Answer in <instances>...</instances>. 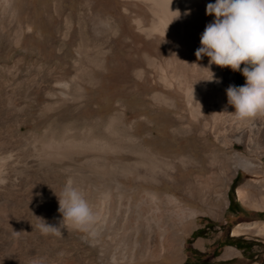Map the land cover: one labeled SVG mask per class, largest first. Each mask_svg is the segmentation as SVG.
I'll use <instances>...</instances> for the list:
<instances>
[{
    "label": "bare ground",
    "instance_id": "bare-ground-1",
    "mask_svg": "<svg viewBox=\"0 0 264 264\" xmlns=\"http://www.w3.org/2000/svg\"><path fill=\"white\" fill-rule=\"evenodd\" d=\"M85 1L93 12L98 41L90 45L88 40L82 38L78 45L76 64L74 63L77 69L74 77H68L65 67L51 65L46 72L48 81L44 82L45 79L38 81L27 76L21 69L26 64L36 65L40 62L38 58L33 62L28 61L30 57H34L31 51L35 25L31 14L33 0H0L3 34L14 30L18 44L24 47V52L16 56L11 66L1 55L0 70L8 68L13 71L10 77L12 80L20 78L26 97L23 104L22 101L19 103L20 100L17 102L14 89L11 93H5L6 101L0 105L7 112L6 121H11L9 129L6 128L8 133L0 135V210H3L1 206L4 205L5 212H8L5 218L9 221L16 216L17 209L14 208L21 202L28 203L30 200L29 194L31 196L32 192L27 193L28 187L21 194L15 192L20 185L21 189H24L25 182L19 183V175L49 176V179L52 176L58 181L68 177L73 182L80 180L79 183L88 182L84 178L95 174L101 177V180L111 177L118 181V192H129V204L126 209L128 218L132 212L131 204L135 209L138 208L136 197L145 195L155 206V217L159 226L161 221L168 223L173 215L181 217L183 221L180 229L171 225L160 227L157 238H146L139 230L131 238H116L110 234L104 236L101 227H94L90 232L93 236L89 243L99 246L100 250L94 251L91 262L183 264V234L190 229L201 211L223 209L227 201L225 185L230 181L234 169L239 165L247 169L255 166L256 163L249 156L238 152L233 155L228 153L229 148H235L239 142H245L249 151L264 148V113L248 120L237 119L231 113L234 107L228 104L226 94L227 87L236 83L234 70L214 63L209 65V57L204 55L198 59L195 55V50L201 46L202 32L206 25L214 20V14L206 13V6L211 0ZM115 3H120L123 9L119 11L114 6ZM65 36H68L67 32ZM40 56L42 59L47 58V55L42 53ZM211 71L214 73V79L204 80L212 78ZM9 81V78L0 75V94L3 86L4 89L7 85L9 87ZM17 90L19 93L20 89ZM103 97H108L113 106L117 107V112L108 120L100 115L104 108ZM88 101L95 105L94 111L97 115L93 124L84 129L79 128L74 121L64 124L59 122V118L48 117L52 113L58 116L62 109L67 110L70 106H78ZM33 103L40 106V116L51 119L43 133L36 130L23 131L29 124L24 114ZM3 118L5 117L1 120ZM140 126L147 129L144 134H140ZM14 149H18V153H13ZM77 155H84L85 159L79 161ZM207 157L211 168L205 162ZM214 167L217 169H213ZM195 169L205 173L204 176L193 175ZM27 180H31V177ZM33 180L35 182L36 179ZM47 186L43 187H52ZM112 187L111 183H108L106 188L99 190L93 184L89 193L94 196L102 192L105 197H110ZM50 192L52 194H48L45 204L41 203L43 209H39L42 210V216L39 217L59 226L61 214L57 211L58 199L53 190ZM239 194L246 196L242 189ZM259 197L255 206L264 207V195L260 194ZM105 199L107 201V198ZM106 201L104 203L111 202L109 199V202ZM54 215H58L57 220L53 218ZM25 224L32 226L34 222L29 220L27 223L26 219ZM7 225L5 227H8ZM9 226L11 228V224ZM2 228L4 230V227ZM2 228L0 227V264H32V257L26 255L29 251L26 252L23 246L20 247L24 248L26 254L22 253L25 256H22L21 251L18 252L20 255L9 249L4 251L8 242L5 235L8 237L10 234L5 233L3 236ZM61 228L73 229L63 222ZM22 229H26L24 225ZM249 229L264 234V222L238 225L233 232L240 233ZM29 240L27 239V242ZM40 240L42 242V239ZM43 241L46 242V239ZM33 242L35 243V240L30 241L31 244ZM45 242L43 247L46 246ZM113 244L117 246L112 251L109 246ZM146 244H149L148 247ZM37 248L39 247L35 249ZM54 257L51 260H60L58 253ZM74 260L76 262V259ZM46 261L41 259L37 262L47 264Z\"/></svg>",
    "mask_w": 264,
    "mask_h": 264
},
{
    "label": "rangeland",
    "instance_id": "rangeland-1",
    "mask_svg": "<svg viewBox=\"0 0 264 264\" xmlns=\"http://www.w3.org/2000/svg\"><path fill=\"white\" fill-rule=\"evenodd\" d=\"M117 1L120 2L121 0H117ZM115 4H114V6H116L117 9H119V11H121L123 9V6L120 3H117L116 5ZM92 13L93 12L91 11L89 4L85 0H33L31 14H32L33 22L35 25H34L32 50L31 51L34 53V57H30L28 59V61L30 60L33 62L36 58H38L40 62L36 65L35 64L24 65L21 68V69H23V72L27 76L34 78L35 80L38 79V81H40V80L45 79L44 82H46V81H48L47 75H46L47 70H49V67L51 65L52 66L56 65L58 67H65L66 71H68L67 73H68L69 78L74 77L76 72H77V69L75 66V64H76L75 59H76L77 54H78V47H79L78 45H79L80 41L82 40V38H85L86 40H88L87 42H89L90 45H92L93 43L98 41V38H97L98 31L96 29V23L94 21V17H93ZM6 20H7V18H6ZM1 25L2 24L0 21V31H1L0 32V56L2 55L1 57L3 59L5 58L8 65L11 66L14 64V62H15L14 59L16 58V56L18 54L24 52V47H22L18 44L14 30H11V31L9 30V32H5L7 34H3ZM68 29H69V31H68ZM66 32L68 33L67 37L65 36ZM13 35H14V37H13ZM41 53L44 55H47V58L42 59L41 58L42 56H40ZM37 54H38V56H36ZM242 67H243V65H242ZM69 71H70V73H69ZM14 72H16V71L14 70ZM42 74H43V76H42ZM234 74H235V78H236V83L234 85H242L245 83V77L242 75V73L240 71H238V70L234 71ZM0 75L2 77L3 76L6 77L7 79L9 78V80L11 81V83H9V87L7 85V86H5V89H4V86H3V89H2L3 93L1 91V94H0L1 95L0 96V98H1L0 99V105L1 104L3 105L4 102L6 101V94H8L9 91L11 93V91L14 89H15L14 91H16V93H17V94L15 93L16 98H17V102L20 100L19 103H21V101H22L21 104H23L26 100L25 91H24L25 87L23 85H21L20 78L17 77L15 80L14 79L12 80V78L10 79V77L13 75V71H10L8 68L0 70ZM237 79H238V82H240V83L243 81L244 82L242 84H239V83H237ZM89 88H90V86H89ZM17 89H20L19 93L17 92L18 91ZM4 91H6V92H4ZM20 92H22L23 95H21ZM18 97H21V98L19 99ZM2 100H3V102H2ZM31 106L32 107L30 109H26L28 111L25 112V114H24L25 117L23 116L29 123L23 129V131H25V132L28 130L29 131H35L36 130L39 133H43L44 130L46 129V127L48 126V124L50 123V120L52 118H57V119L59 118L58 119L59 122L60 121L62 123L64 122V124H69V123L75 122L79 128L84 129L85 127L91 126L93 124L95 116L97 115L96 112L94 111L95 105H93V103H91V102L89 103V101H88V103L85 102V103L78 105V106H75V105L70 106L71 108L68 107L67 110H66V108H64V110L62 109L59 112L58 116H57V114L52 113V115L50 114L48 116L51 119L48 117L40 116V106L39 105H36L35 103H33ZM103 107L104 108H103V110H101L100 115L103 116V118L105 120H108L109 117H111L113 114H115L117 112V107L113 106V103L110 100H108V97H103ZM0 113H2V114H0L1 115L0 127L2 126L1 127L2 129L0 128V130H1L0 135H4V134L8 133L9 130H6V128L9 129L8 127L11 124V121L10 122H9V120L6 121L7 112L4 108L0 107ZM3 116L5 117V118H3L4 121L1 120ZM6 123H8V124H6ZM146 131H147V129L144 126H140V130H139L140 134H144ZM262 138L264 140V137H262ZM262 146H264V144H262ZM229 149H230V152L228 154L233 155L234 153L238 152V153L242 154L243 156H249L256 164H255V166H253L249 169H247L243 165H239L236 169H234V172L230 176L231 177L230 181H228L225 185V193H226V200L227 201L224 203L223 209L221 211H216L215 209H212V210L206 209V211L205 210L201 211L197 215V217L194 220V223L190 227V229L183 234V237H182V240H183L182 241L183 264H218V261H219L218 260V258H219L218 254L220 253V248L222 247V244H223L221 242V239L225 238L227 235L230 234V232L234 231V229L238 225H246V224L252 223V222H261V223L264 222V216L260 217V214H259L262 211H260V209H256V208H253L250 206V205H256V203L259 200L258 196L255 195L254 193H257L258 195L264 194V148L259 147V148L254 149V151H249L245 142H242V143L239 142L235 148L231 147ZM13 153H15V154L18 153V149H14ZM77 156H78L77 158L79 159V161H83L85 159L84 155H77ZM205 162H206V164H208V167L211 168V162H210L208 157L206 158ZM196 167H197V165H195V168ZM213 169L216 170L217 167L216 168L214 167ZM202 174L204 176L205 173H203L199 170H196V169L193 172V175H202ZM35 176H30L31 180H29V181L27 180V178L30 179V177L23 176L25 179L22 177V175L21 176L19 175V177H21V178L18 177L19 179H21V180H19V183L21 181H24L25 184H24V182L22 183V184H24L23 190L21 189L22 188V185H20L21 183L17 184V186L20 185V187H17V190H15V192L18 191L21 194L25 189H27V187L29 189L30 188L29 185L31 184L32 185V186L30 185L31 190L27 189V193L29 194L30 193L29 191L32 192L31 196L29 194V197H30L29 201H31V200L32 201L31 202L28 201V203L27 202H23V203L21 202L20 205L18 204L19 207L17 205L16 208H14V210H16V209L17 210L15 211L16 212L15 218L12 219L13 221L11 219L9 220V218H8L9 221L6 220L8 212L7 211L5 212V209L3 208L4 205L1 206V208L3 210H0V215L3 213V215H1V217H0V221H1L0 224L2 223L3 220L4 221L6 220V222H3L1 224L3 226L0 225L1 228L4 227V230H3V228H2L3 231L1 230L3 232V236L5 235V233L10 234L8 237H7V235H5V239L8 240V242L4 247V251L9 249V250L14 251V254H18V252L20 253V251H21V254H23L22 252L29 251L30 254L28 252H27V254H26V252L24 254L28 255L30 258L32 257L31 258L32 264L33 263L38 264L37 261H41V259L46 261V257H48L47 261H46L47 264H54V263L55 264H93V261L91 262V260L93 259L94 251L100 250L99 246H93L89 243L91 237L93 236V234H91L90 232H92V229L94 227H97V228L99 227V229L102 228L104 236H107L106 234H110L111 236L116 237V238H119L122 236H128L131 238L137 234L138 230L140 232H142V235L145 236L146 238H148V236H153V237L157 238V237H159V234H160L159 228L162 226L171 225L177 229L181 228V225H182L181 221H183V219L181 217L178 218L179 216H177V215L171 216V219L168 223L167 222L163 223L161 221L160 226H159L157 219L155 217L156 216V212L154 210L155 206L152 203V201L149 198H147L145 195L136 197V202L139 203L138 208H136L137 209L136 210L135 207H133V204H131L132 212L130 213L129 218H128L126 216V209H127V205L129 204L128 203L129 202V192L128 193H121L120 191L118 192L117 191V182L118 181H116V180L114 181V179H112L111 177L104 179V180H101V177H99L98 175L95 174V175H91V176H93L92 178H91V176H90V178H88V177L84 178V179H86L85 181H88L89 183L88 182L84 183V181L79 183L80 180L79 181L77 180L76 182H74V184L76 186L79 185L77 187L81 191H82L83 187H85L82 192L84 193L86 199L88 198L87 200L89 202L91 201L90 205L92 206L93 211L96 215V222L93 225L91 231L86 233V232H83V231H80L77 229L75 230L74 228H73L74 230L73 229L68 230L66 228L65 229L61 228V230L59 229V231H62L63 229L65 231L63 230L62 232L59 233V231L57 230L58 232L55 231L54 233H52V232H48V233L42 232L41 233L40 228L38 227V224H37V223H40V220H38L39 217H37V216H42L41 215L42 210H39V209L40 208L43 209V204H45V202L48 198L47 197L48 194H50V195L52 194V192H50V191L53 190V192L57 191V193H59L62 190L63 186L65 185V183L67 181L66 179H69V178L65 177L62 180H59L60 181L59 182L58 180L53 179L52 176H50V179H49V176L48 177L47 176L42 177V176L37 175L36 178H35ZM33 178L36 179L35 182H34ZM87 178H88V180H87ZM42 179L44 180V182ZM52 179H53V181H52ZM89 179H91V180L89 181ZM110 179H112V180H110ZM235 179H237L240 182L237 185V187L242 183H249L250 184V191H251V198L250 199L246 198V200L243 201L238 195L237 187L235 189L234 195H231V188H232V184H233ZM54 180H56V181H54ZM30 181L31 182L33 181L32 182L33 184ZM40 183L43 186L48 185L47 187H49V186H52V187H49V188H46L43 186L40 187L41 186ZM108 183H111V185L113 186L110 197L109 196L105 197L104 193H102V192L101 193L98 192L97 194H94V196L91 193H89L90 186H92L93 184L96 185V187L99 190H102L103 188L107 187ZM36 184H37V186H36ZM56 185L58 188L56 187ZM36 187H38V188L36 189ZM42 188L46 189V191L47 190L48 191L46 192ZM52 188H54V189L56 188V189L54 190ZM39 189H40V192H38ZM86 190H88V191L84 192ZM37 192H38V194H37ZM41 193H42V195H41ZM33 194L37 195V196L34 197ZM36 197H39L40 199L39 198L37 199ZM33 198L36 202L35 201L33 202ZM105 198H107V201ZM108 199H109V201L111 200L112 203L109 202ZM104 201L109 202V203L108 204L104 203ZM37 203L39 205H36ZM41 203H43V204H41ZM231 203H232V211H230V209H229V206ZM100 204H102V206ZM34 208L35 209L37 208L36 210H38V211L34 210ZM23 210H24V212H23ZM27 210H28V212H27ZM31 210H33L34 212ZM39 211H40V213H39ZM4 213H6V214H4ZM19 215H21V216L17 218V216H19ZM35 215H37V216H35ZM2 216H4V217H2ZM5 216H6V218H5ZM25 216H27V217H25ZM32 216H33V218H32ZM57 216L58 215H54L53 218L57 220V218H58ZM29 217H30V219H28ZM19 218H22V219L26 218L27 223L29 220H32L34 222V224L32 226L30 224H27V226H29L30 228L33 227L34 229L31 228L32 229L31 230L30 228H28L26 226V224H25L26 219L24 220L25 221V223H24V221L22 219H19ZM15 219H18L21 221L17 220L18 221L17 222ZM20 222L21 223L23 222L22 225ZM10 224H11V228L13 225H14V228L11 229L9 226ZM15 224L19 225V226H15ZM6 225L9 228L5 227ZM23 225H24V228L29 229L30 231H27L26 229L23 230L22 229ZM15 227H16V229H15ZM7 228L9 229L8 231H7ZM24 231H26L27 233H24ZM21 232H23V233H21ZM33 232H34V234H33ZM12 233H14V234L18 233V234L17 235L13 234L14 235L13 236ZM88 233H90V234H88ZM242 233H244L245 235L253 237V239H250L252 241L253 247L250 249L249 252L248 251L244 252L243 256L240 259H237L236 261H234L233 264H264V234L257 233L255 231V229H249V230L242 232ZM85 234L88 237H86ZM22 236H23V238H21ZM12 239H13V241H12ZM27 239L28 240L30 239V240L27 242ZM37 239H39V240H37ZM40 239H42V242ZM43 239H46V242L43 241ZM54 239H55V241H54ZM20 240L23 241V243ZM34 240H35V243L33 242L31 244L30 241H34ZM36 241H38L39 243ZM72 241L75 242V245H74V242H72ZM44 242H45V245L48 247H46L45 245H44L45 247H43ZM46 243L47 244L49 243V244L47 245ZM196 243H197V245H200V246H198L200 248H197L194 246V245H196ZM35 244L37 245L36 247H39V248H37L38 250L35 249L36 248ZM15 245H16V247H15ZM32 245H33V247H32ZM50 245H52L55 249H53V247L52 248L49 247ZM148 245L149 244H146L147 247H148ZM20 246H23L26 249H24L23 247L21 248ZM116 246H117L116 244H113V245H110L109 248L113 251V250H115ZM12 247H14V248H12ZM41 247H42V249H44V248L45 249L42 250ZM30 248L32 250L34 249V251H31ZM129 248H131V247H129ZM192 248L194 250H192ZM39 250H41V252ZM69 252H71V253H69ZM56 253H58L60 256V260H58V262H57V259L51 260V258L54 257L56 255ZM24 254L22 256H25ZM18 255H20V254H18ZM40 255H42V256H40ZM37 258H40V259H37ZM74 259H76V262ZM69 261H71V263Z\"/></svg>",
    "mask_w": 264,
    "mask_h": 264
},
{
    "label": "clouds",
    "instance_id": "clouds-1",
    "mask_svg": "<svg viewBox=\"0 0 264 264\" xmlns=\"http://www.w3.org/2000/svg\"><path fill=\"white\" fill-rule=\"evenodd\" d=\"M206 13L214 14V20L202 32L201 46L195 50V55L198 59L206 55L209 65L227 66L245 77L244 84L229 85L226 89L227 102L234 107L231 113L237 119L248 120L264 113V0H211ZM211 76L204 80L214 79L212 71ZM54 193L58 199L57 211L61 214L60 225L37 216L41 220L40 230L55 232L63 222L90 232L96 215L73 180L68 179L62 190Z\"/></svg>",
    "mask_w": 264,
    "mask_h": 264
},
{
    "label": "crops",
    "instance_id": "crops-1",
    "mask_svg": "<svg viewBox=\"0 0 264 264\" xmlns=\"http://www.w3.org/2000/svg\"><path fill=\"white\" fill-rule=\"evenodd\" d=\"M240 189H242V191L246 194L245 197L239 194ZM237 192H238L239 197L243 201H245L246 198L250 199L251 198L250 184L249 183L240 184L237 187ZM254 194L257 195L258 198H260L257 193H254ZM250 206L256 209H260V211H262L261 213L264 214V207H257L255 205H250ZM250 239H253V237L245 235L242 232L234 233L233 231L230 232V234L227 235L225 238L221 239V242L223 244H222V247L220 248V253L218 254L219 258L217 257L219 260L218 264H233L234 261H236L237 259H240L243 256L244 252L246 251L249 252L250 249L253 247L252 241ZM194 246L197 248H200L198 247L200 245H197V243Z\"/></svg>",
    "mask_w": 264,
    "mask_h": 264
},
{
    "label": "trees",
    "instance_id": "trees-1",
    "mask_svg": "<svg viewBox=\"0 0 264 264\" xmlns=\"http://www.w3.org/2000/svg\"><path fill=\"white\" fill-rule=\"evenodd\" d=\"M244 82V81H243ZM243 82H238V79H237V83H239V84H242ZM240 182L237 180V179H235L234 180V182H233V184H232V188H231V195H234V192H235V189H236V187H237V185L239 184ZM229 209H230V211H232V203L230 204V206H229ZM264 216V214H262V213H260V217H263ZM194 234V233H193ZM192 250H194L193 248H192Z\"/></svg>",
    "mask_w": 264,
    "mask_h": 264
}]
</instances>
